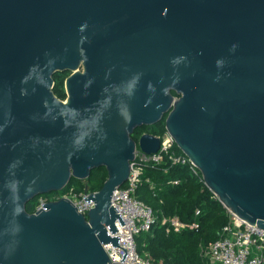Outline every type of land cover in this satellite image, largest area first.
I'll return each mask as SVG.
<instances>
[{
  "label": "water",
  "instance_id": "obj_1",
  "mask_svg": "<svg viewBox=\"0 0 264 264\" xmlns=\"http://www.w3.org/2000/svg\"><path fill=\"white\" fill-rule=\"evenodd\" d=\"M164 115L205 185L264 228V0H0V264L113 262L112 192L136 147L160 146L131 134ZM98 166L86 214L65 196L26 209Z\"/></svg>",
  "mask_w": 264,
  "mask_h": 264
},
{
  "label": "trees",
  "instance_id": "obj_2",
  "mask_svg": "<svg viewBox=\"0 0 264 264\" xmlns=\"http://www.w3.org/2000/svg\"><path fill=\"white\" fill-rule=\"evenodd\" d=\"M63 72L53 74L52 87L54 94L62 99L65 97ZM172 93L175 94V91L172 90ZM165 130L164 115L152 124L136 127L131 135L137 140L143 132L162 134ZM172 147L176 152H182L175 142ZM106 177L104 166L91 169L85 179L71 176L62 189L40 193L29 200L26 209L34 211L40 196L46 200L53 199L64 193L70 185H74L76 190H83L85 185L89 190L99 189ZM135 195L150 205L157 215L150 229L139 232L135 237L137 249L142 255H149L155 261L167 264H218L210 262L203 251L220 235L223 225L229 221V213L205 185L200 172L195 173L186 163H146ZM196 208L200 210L197 215ZM163 214H177L186 221L196 219L199 226L196 229L186 227L175 231L161 221Z\"/></svg>",
  "mask_w": 264,
  "mask_h": 264
},
{
  "label": "built area",
  "instance_id": "obj_3",
  "mask_svg": "<svg viewBox=\"0 0 264 264\" xmlns=\"http://www.w3.org/2000/svg\"><path fill=\"white\" fill-rule=\"evenodd\" d=\"M156 135L160 138L159 148L155 152L145 153L136 147L134 160L124 185L116 186L112 192L111 205L118 210L115 209L124 224L121 225L120 221L116 219L117 230L111 235H119V245L126 247L127 254L122 261L125 252L122 247L114 246L112 242L103 244L108 257L113 261L110 264H167L163 261H155L149 255H142L136 245V235L141 231L149 230L157 218L152 207L135 195L141 181L143 165L168 161L172 164L186 163L195 173L200 172L186 154L173 149L174 141L166 130L164 133ZM93 191L95 190H76L74 185H70L64 193L53 199L60 196L68 197L79 212L86 214L88 209L94 205V201L91 199L87 202L85 197ZM45 201H47L46 198L40 196L35 209ZM227 211L229 221L223 225L220 235L203 251L204 255L210 262L218 264H264V228L257 225L253 227L230 210L227 209ZM199 212V208H196L195 214L197 215ZM161 221L175 231L186 227L196 229L199 226L198 220L186 221L177 214H163Z\"/></svg>",
  "mask_w": 264,
  "mask_h": 264
},
{
  "label": "rangeland",
  "instance_id": "obj_4",
  "mask_svg": "<svg viewBox=\"0 0 264 264\" xmlns=\"http://www.w3.org/2000/svg\"><path fill=\"white\" fill-rule=\"evenodd\" d=\"M68 73L69 72H63V73H61L62 78H65ZM63 86H64V81H63Z\"/></svg>",
  "mask_w": 264,
  "mask_h": 264
}]
</instances>
